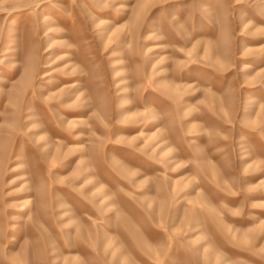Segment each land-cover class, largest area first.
<instances>
[{"label": "rangeland", "instance_id": "1", "mask_svg": "<svg viewBox=\"0 0 264 264\" xmlns=\"http://www.w3.org/2000/svg\"><path fill=\"white\" fill-rule=\"evenodd\" d=\"M0 264H264V0H0Z\"/></svg>", "mask_w": 264, "mask_h": 264}]
</instances>
